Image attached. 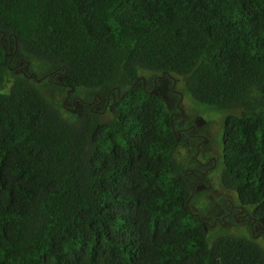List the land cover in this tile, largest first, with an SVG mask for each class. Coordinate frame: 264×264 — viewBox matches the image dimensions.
Segmentation results:
<instances>
[{
  "label": "trees",
  "instance_id": "obj_1",
  "mask_svg": "<svg viewBox=\"0 0 264 264\" xmlns=\"http://www.w3.org/2000/svg\"><path fill=\"white\" fill-rule=\"evenodd\" d=\"M142 71L235 113L221 180L264 220V0H0V264H264L247 239L209 249L174 116Z\"/></svg>",
  "mask_w": 264,
  "mask_h": 264
},
{
  "label": "rangeland",
  "instance_id": "obj_2",
  "mask_svg": "<svg viewBox=\"0 0 264 264\" xmlns=\"http://www.w3.org/2000/svg\"><path fill=\"white\" fill-rule=\"evenodd\" d=\"M45 65L33 61L30 71L37 77L32 84L45 95L60 94L59 88L48 85L43 76ZM144 76H150L149 71H142ZM9 86L7 87V89ZM155 94L174 116V128L179 132V141L175 153L179 168H195L199 172L207 168L213 161V166L205 174L206 184L194 188L188 201L190 210L207 226L206 237L209 249L213 248L216 240L223 237L247 239L256 243L264 254V220L253 216L252 207H246V212L253 216L236 221L228 218L220 222L227 208L232 204L238 205L234 191L224 187L221 177L223 165V131L225 118L235 114L227 109L210 108L199 103L190 94L185 78L171 76L158 80ZM84 91L78 90L77 92ZM61 98V97H60ZM191 130V133L188 130ZM205 180V179H204ZM248 217V216H246Z\"/></svg>",
  "mask_w": 264,
  "mask_h": 264
},
{
  "label": "flooded vegetation",
  "instance_id": "obj_3",
  "mask_svg": "<svg viewBox=\"0 0 264 264\" xmlns=\"http://www.w3.org/2000/svg\"><path fill=\"white\" fill-rule=\"evenodd\" d=\"M16 66L18 68L17 72L31 74V72L27 71L28 66H26V64L24 63V61L21 58L16 60ZM161 79H164V77L163 76H157V75L145 76V77H142L141 85L145 90H150V92H152L156 89V88H154V86H156L158 80H161ZM68 100H69V104L75 106L76 108L78 105L77 103H80L84 107H89L92 112H94L98 115H101V116H103L104 113L106 114V112L109 110V106H110V99L109 98H107L106 101H103L102 98L98 95H95L91 100L83 97L82 95H77V96L70 95L67 98V101ZM67 101H65V103ZM191 130L192 129L188 130V132L190 133ZM177 133L179 134V132H177ZM178 139H179V137H178ZM213 165H214L213 161L211 160V162L208 163L207 167H205V168H207L205 170H201L199 172L198 169L191 168V170L183 169L184 170L183 172L187 175L188 174L190 175V178L193 179L196 186L205 185L206 181H207L205 174H207V172H209L210 167ZM246 216H248V217H246ZM252 217L253 216L251 215V213L246 212V207L241 205L240 203H238V205L232 204L230 208L226 209V211L224 212L220 222L222 223V222L226 221L228 218H230L232 220H236V221H241L242 218H250L251 219Z\"/></svg>",
  "mask_w": 264,
  "mask_h": 264
},
{
  "label": "water",
  "instance_id": "obj_4",
  "mask_svg": "<svg viewBox=\"0 0 264 264\" xmlns=\"http://www.w3.org/2000/svg\"><path fill=\"white\" fill-rule=\"evenodd\" d=\"M34 78L37 79L35 75H34ZM73 90H74V89H71V91H73Z\"/></svg>",
  "mask_w": 264,
  "mask_h": 264
}]
</instances>
